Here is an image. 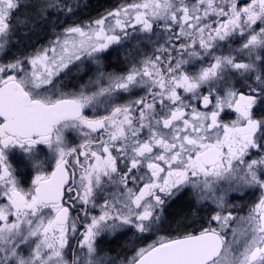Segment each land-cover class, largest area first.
<instances>
[{"label": "flooded vegetation", "instance_id": "af4514ba", "mask_svg": "<svg viewBox=\"0 0 264 264\" xmlns=\"http://www.w3.org/2000/svg\"><path fill=\"white\" fill-rule=\"evenodd\" d=\"M88 5L64 18L61 2L0 0L1 224L39 215L44 264H134L182 195L241 179L247 192L215 207L230 229L242 215L259 228L264 0H112L104 13H135L107 16L103 48L56 50ZM15 18L27 25L12 32ZM195 224L184 235L215 230L225 247L214 223Z\"/></svg>", "mask_w": 264, "mask_h": 264}, {"label": "rangeland", "instance_id": "374dc122", "mask_svg": "<svg viewBox=\"0 0 264 264\" xmlns=\"http://www.w3.org/2000/svg\"><path fill=\"white\" fill-rule=\"evenodd\" d=\"M33 2L42 6L41 11L44 12V6L54 7L58 4L60 7V2L62 4V10L65 11L63 17L75 15L72 10V5L74 8L81 9L85 6L87 0H32ZM135 4V3H133ZM47 9V8H46ZM115 9V10H114ZM113 8L111 13L105 12L99 16H93V18L82 19V20H70L62 23V40L61 44L57 46L58 48L66 47H87L90 44L94 48H103L105 46L103 34L105 32V24H107V16H115L118 12H122L126 15H133L135 13L134 8ZM121 14V13H120ZM74 22V23H69ZM13 26L12 32H17V26L22 28L26 27L27 23L25 19H14L11 23ZM103 37V38H102ZM241 47V46H240ZM247 47V44H246ZM60 50V49H59ZM44 58L45 55H41ZM36 62H39L37 58ZM240 63H245L241 62ZM241 66V65H240ZM240 76L244 75V70H240ZM261 138L264 141V121L262 122ZM237 179V178H235ZM237 182V183H234ZM233 183H225L221 185V181H217L216 184H206L205 188H202L199 194L195 197H187L182 195L176 201L183 202L189 209L191 218L189 219V226L195 225L197 220L195 215L200 218L201 222L198 225H208L210 222L216 225L225 236V247L221 256L215 262L211 264H264V219H262V214L260 216L261 225L259 228L248 227L245 223V216L242 214L246 213L247 202L252 199H247V197L239 198L237 201L242 202L243 205L238 208L237 223L233 229L231 228V222H229L232 217L229 212L224 214L219 213L215 207L216 203L220 201H225L228 197L232 195L246 193L247 182L241 179L235 180ZM207 183V181H203ZM221 185L219 189L215 186ZM243 185L244 190L242 191ZM229 198V199H230ZM176 203V202H175ZM250 203V202H249ZM255 203L254 208L256 209ZM259 204V203H258ZM253 205V204H251ZM253 207V206H252ZM255 212V210H254ZM218 213V214H217ZM195 214V215H194ZM159 223L163 220L166 221L167 217L163 214H159ZM0 217V260L1 259H11V264H44L40 259H45L42 253V246L38 238V224L39 215H21L14 221H9V224H1ZM6 220V218H4ZM187 223V221L185 222ZM167 224V223H166ZM206 224V225H205ZM186 225V224H185ZM172 230L168 225L164 230ZM187 231H183L181 234H185ZM173 236L163 234L162 228L159 226V240L157 242H163L168 238ZM155 245V244H154ZM153 246V245H152ZM100 251V252H99ZM141 249L135 248L130 250L124 256H128L126 259H133V255H137ZM129 254V255H128ZM88 255L92 259H105L107 256L101 249H96L94 254L89 251ZM116 256L118 253L115 254ZM50 264V263H49ZM129 264V263H128Z\"/></svg>", "mask_w": 264, "mask_h": 264}, {"label": "water", "instance_id": "95a60500", "mask_svg": "<svg viewBox=\"0 0 264 264\" xmlns=\"http://www.w3.org/2000/svg\"><path fill=\"white\" fill-rule=\"evenodd\" d=\"M224 240L209 230L161 242L144 252L134 264H211L218 260Z\"/></svg>", "mask_w": 264, "mask_h": 264}, {"label": "trees", "instance_id": "16d2710c", "mask_svg": "<svg viewBox=\"0 0 264 264\" xmlns=\"http://www.w3.org/2000/svg\"><path fill=\"white\" fill-rule=\"evenodd\" d=\"M112 0H89V5L86 6L84 8V14H92V16H99L100 14H103L105 10H109L111 7L110 3ZM89 9H92V12L87 13V11ZM24 43L23 46L26 45V39H24V41H22ZM191 212L190 209L181 201H176V203L174 204V206L169 209V212L167 213V215H165L167 217L166 221H162L163 225H160V228H166V226L168 225V227L173 228L172 230H170L168 233L169 235L173 236L171 238L174 237H178V236H182L184 234L183 231H187V227L189 226V219L191 218ZM195 215V214H194ZM164 216V217H165ZM193 216V215H192ZM197 220V224L199 222H201L200 218L197 217L195 215ZM187 221V223H185ZM167 223V224H166ZM186 224V225H185ZM197 231V227L196 224L189 226V231L186 233H195ZM185 233V234H186Z\"/></svg>", "mask_w": 264, "mask_h": 264}, {"label": "bare ground", "instance_id": "6f19581e", "mask_svg": "<svg viewBox=\"0 0 264 264\" xmlns=\"http://www.w3.org/2000/svg\"><path fill=\"white\" fill-rule=\"evenodd\" d=\"M174 239V238H173Z\"/></svg>", "mask_w": 264, "mask_h": 264}]
</instances>
